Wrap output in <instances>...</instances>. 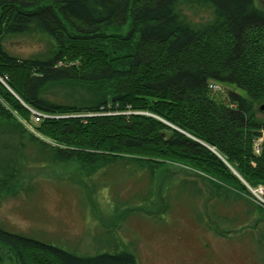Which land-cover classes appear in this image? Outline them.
Returning a JSON list of instances; mask_svg holds the SVG:
<instances>
[{"label":"trees","instance_id":"obj_1","mask_svg":"<svg viewBox=\"0 0 264 264\" xmlns=\"http://www.w3.org/2000/svg\"><path fill=\"white\" fill-rule=\"evenodd\" d=\"M29 36L45 48L13 54L8 44ZM61 85L77 105L50 96ZM263 104L264 8L257 0H0L1 128L35 164L80 162L99 193L125 173L143 180L139 199L151 203L157 172L172 161L206 175L209 228L218 233L238 222L219 214L223 206L255 221L239 229H264V205L247 187L264 188ZM32 110L65 117L35 123ZM4 160L0 190L14 180L13 162ZM166 184V211L176 189L203 193L188 178ZM2 225L0 244L20 264L135 263L126 250L81 257Z\"/></svg>","mask_w":264,"mask_h":264},{"label":"rangeland","instance_id":"obj_2","mask_svg":"<svg viewBox=\"0 0 264 264\" xmlns=\"http://www.w3.org/2000/svg\"><path fill=\"white\" fill-rule=\"evenodd\" d=\"M257 1L264 8V0ZM8 45L13 54L22 57H30L45 48L37 36L17 38ZM228 86L220 85L219 94L223 98ZM65 87L51 88L50 96L59 95L63 102L77 105L74 94L66 99L69 90ZM80 95L78 93V100ZM107 97L110 99L109 94ZM32 111L35 123H40L37 117H65ZM24 124L35 133L31 125ZM4 131L0 126V158L3 156L5 163L13 162L14 178L8 188L0 190V223L7 230L51 243L81 257L115 255V252L126 250L134 254V264H264V241L260 233L264 229H239L255 222L247 219L243 211L219 206L221 216L237 217L238 222L226 228L217 227L218 233L209 228L211 199L205 174L172 161L165 163L157 172V194L151 203L139 199L144 189L143 180L125 173L115 182L109 180V185L99 193L97 182L80 171V162L56 166L44 162L35 164L31 158H23L21 150L17 152V141ZM18 156L20 162L14 166ZM2 175L0 169V177ZM185 178L196 180L203 193L193 197L176 189L174 197L171 193V207L163 210L162 192L166 182ZM247 187L264 205V188ZM114 207L122 209L117 212ZM0 256L1 264H20L16 254L2 244Z\"/></svg>","mask_w":264,"mask_h":264},{"label":"water","instance_id":"obj_3","mask_svg":"<svg viewBox=\"0 0 264 264\" xmlns=\"http://www.w3.org/2000/svg\"><path fill=\"white\" fill-rule=\"evenodd\" d=\"M260 110L264 112V104L260 106Z\"/></svg>","mask_w":264,"mask_h":264},{"label":"built area","instance_id":"obj_4","mask_svg":"<svg viewBox=\"0 0 264 264\" xmlns=\"http://www.w3.org/2000/svg\"><path fill=\"white\" fill-rule=\"evenodd\" d=\"M36 120H39V118L37 117Z\"/></svg>","mask_w":264,"mask_h":264}]
</instances>
